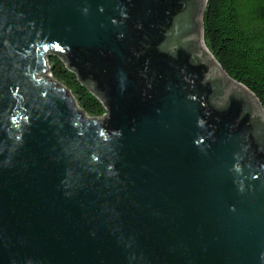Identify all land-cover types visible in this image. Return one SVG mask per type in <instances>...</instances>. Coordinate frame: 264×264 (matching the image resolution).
Returning <instances> with one entry per match:
<instances>
[{
  "label": "water",
  "instance_id": "obj_1",
  "mask_svg": "<svg viewBox=\"0 0 264 264\" xmlns=\"http://www.w3.org/2000/svg\"><path fill=\"white\" fill-rule=\"evenodd\" d=\"M205 4L0 0V264H264V110Z\"/></svg>",
  "mask_w": 264,
  "mask_h": 264
},
{
  "label": "trees",
  "instance_id": "obj_2",
  "mask_svg": "<svg viewBox=\"0 0 264 264\" xmlns=\"http://www.w3.org/2000/svg\"><path fill=\"white\" fill-rule=\"evenodd\" d=\"M203 42L220 68L244 86L264 110V0H206L201 19ZM52 76L75 94L89 116L103 115L101 105L56 57Z\"/></svg>",
  "mask_w": 264,
  "mask_h": 264
},
{
  "label": "rangeland",
  "instance_id": "obj_3",
  "mask_svg": "<svg viewBox=\"0 0 264 264\" xmlns=\"http://www.w3.org/2000/svg\"><path fill=\"white\" fill-rule=\"evenodd\" d=\"M49 60H50V58L47 59V65H46V67L48 68V71H47L46 74L43 75L42 77H45L46 79H49L51 82H56V83H58V84L61 86V88L65 89V90H68L67 87H66L65 85H63L61 82H59L58 80H56V79L52 76V74H51V72H52L51 67H52V66L50 65ZM71 96L75 99L76 104H77V107H79V110H81L80 106H79L78 103H77V99H76L75 94H72V93H71ZM100 118L102 119L103 116L100 117ZM100 118H99V119H100Z\"/></svg>",
  "mask_w": 264,
  "mask_h": 264
},
{
  "label": "flooded vegetation",
  "instance_id": "obj_4",
  "mask_svg": "<svg viewBox=\"0 0 264 264\" xmlns=\"http://www.w3.org/2000/svg\"><path fill=\"white\" fill-rule=\"evenodd\" d=\"M71 73V72H70ZM72 74V76L75 78V82L76 83H78L79 84V82L77 81V78L75 77V75L73 74V73H71ZM79 86H80V84H79ZM80 87H82V86H80ZM83 88V87H82ZM89 95H90V93L86 90V89H84ZM91 96V95H90ZM92 97V96H91ZM93 98V97H92ZM96 100V99H95ZM97 101V100H96ZM98 102V101H97ZM99 103V102H98ZM100 104V103H99ZM101 105V104H100ZM101 108H102V106H101ZM102 110H103V108H102ZM103 114H105L104 113V110H103ZM105 115H107V116H109V113L107 112Z\"/></svg>",
  "mask_w": 264,
  "mask_h": 264
}]
</instances>
